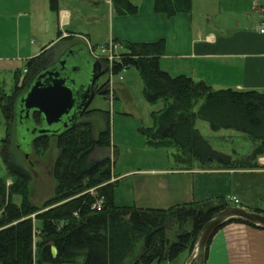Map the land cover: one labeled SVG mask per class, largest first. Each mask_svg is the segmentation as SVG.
<instances>
[{"label": "trees", "instance_id": "obj_1", "mask_svg": "<svg viewBox=\"0 0 264 264\" xmlns=\"http://www.w3.org/2000/svg\"><path fill=\"white\" fill-rule=\"evenodd\" d=\"M112 5L119 15L135 14L139 9L132 0H112ZM192 5L193 0H154L155 12L168 17L189 13ZM50 6L58 10L59 0H50ZM118 43L124 51L114 62L113 72L135 66L143 78L147 102L163 103L162 108L152 112L154 124L140 128L150 147L174 148L172 161L185 169L260 167L258 158L264 155L263 91L214 89L188 75L172 76L159 63L165 53L164 39ZM50 50L28 60L24 79L15 74L11 94L0 85V103L8 118L2 154L12 179L10 184L6 179L0 182V264H177L181 254L186 253L188 258L205 224L232 201L220 197L168 208L117 205L111 156L106 153L101 159L91 158L95 150L108 151L113 145L108 111L88 107L81 118L54 135L59 149L52 169L55 190L41 205L33 202L30 173L8 153L9 123L15 117L19 94L34 73L50 62ZM96 111L107 118L98 134L93 121L82 120ZM35 117L42 122L41 114ZM198 119L208 122L213 131L232 129L248 135L253 141L252 150L235 156L214 149L197 127ZM49 135L35 139L37 154L49 150ZM14 196L20 201L16 202ZM100 200L101 206H94ZM254 210L264 213V206ZM229 222L263 228L234 218L217 230ZM52 246L58 248L56 257Z\"/></svg>", "mask_w": 264, "mask_h": 264}, {"label": "crops", "instance_id": "obj_2", "mask_svg": "<svg viewBox=\"0 0 264 264\" xmlns=\"http://www.w3.org/2000/svg\"><path fill=\"white\" fill-rule=\"evenodd\" d=\"M132 1L139 6L138 12L119 15L112 0H92L88 13L80 7L73 11L64 6L62 0H59L58 10L51 8L50 0H27L26 9L15 12V27L20 30L21 17L18 16L25 14L26 28L41 41L40 53L53 48L58 56L75 50L77 44L87 48L85 38L93 45L110 40L154 42L164 39L165 53L159 63L172 76L188 75L205 81L214 89L264 92V35L259 32L263 0H193L189 13L171 17L155 12L154 0ZM3 2L0 0V12ZM113 88V99H124L120 117L128 119L129 115L137 114L132 89L122 83L114 84ZM104 90V94L111 95L108 87ZM115 105L116 102L112 106ZM112 106L108 111L110 117L115 115ZM133 128H137L136 124ZM138 130L137 133L131 131L136 136V145L150 149L140 135V127ZM128 140L121 141L125 149L131 147ZM114 142L105 151L110 156L112 148L114 153L117 151ZM116 164L117 157L113 161L117 205L168 208L191 201L237 197L239 203L230 200L232 205L250 209L264 206L260 202L264 196V167L185 169L175 165L171 158L163 165L127 163L117 167ZM206 250V264H264V229L229 222L213 234Z\"/></svg>", "mask_w": 264, "mask_h": 264}, {"label": "rangeland", "instance_id": "obj_3", "mask_svg": "<svg viewBox=\"0 0 264 264\" xmlns=\"http://www.w3.org/2000/svg\"><path fill=\"white\" fill-rule=\"evenodd\" d=\"M48 1V0H47ZM63 5L67 6L69 9L81 8L85 13L91 8L92 0H62ZM27 0H4L2 4V11L0 12V85H2L8 94L13 91L14 76L18 72L21 79L27 75L28 60L34 56H37L41 48V41L34 37L26 28V17L23 14L17 15L21 17V28L17 30L15 27L17 9H26ZM104 8V6L102 7ZM85 38V37H84ZM86 40V39H85ZM105 44V41H100L99 45ZM124 51L123 47L117 48V52L121 53ZM54 52V49L50 50L51 58L58 57L59 54ZM52 54V55H51ZM92 73L89 71L88 77L91 78ZM110 78L109 74L102 75L99 80H108ZM112 83H122L127 84L133 91L136 106L138 107L137 114L133 110L134 114L129 115L130 117L123 118L121 111L123 105V98L114 100V96L102 94L96 92L94 98L89 104V109H98L103 111H110V107L116 102L113 108V113L115 115L110 117V126L112 133V144L116 141L117 151L114 153V148H112V160L117 157V167L128 165H140L148 163H157L158 165H163L167 163L171 154L175 152L174 148H152L143 149L136 145V136L132 132H138L139 127H150L154 124V118L152 116L153 111H157L162 108L163 103L159 102L156 104H151L147 102L144 97V81L135 66H130L124 69L120 73H115L112 77ZM105 89V88H104ZM104 89H101L104 90ZM26 88L19 94L18 99L24 96ZM111 98V100L109 99ZM200 101L195 106V111H197L201 105ZM140 112V113H139ZM7 114L5 113L3 105L0 103V182L3 179L7 180L10 184L12 179H10V170L8 164L5 161L2 148L6 146V139L8 137L7 132ZM82 120H92L94 123L95 134L103 130L106 126L107 118L101 111H96L90 116H85ZM198 127L200 128L202 134L209 140L210 144L214 149L222 151L224 153L232 154L235 156H240L243 154L250 153L253 146L252 139L241 132L232 129H221V133L218 131H212L208 122L198 119ZM10 136L8 141V153L13 155L16 163L22 165L31 175V198L35 204L41 205L43 201L53 195L55 190V180L52 175V169L59 154V149L56 146V136L50 134V148L44 154L39 155L34 148V139L37 136L33 130L34 127H29L28 124L22 123L19 119L13 118L10 120ZM125 125L127 128L122 126ZM136 124V129L133 125ZM132 128V130H131ZM125 129V131H124ZM132 131V132H131ZM231 132H235L234 135ZM144 140L146 138L144 135ZM115 137V140H114ZM123 138L129 139L130 148L125 149V145L121 142ZM136 145V146H135ZM106 152L102 149H97L92 154V160H98L104 157ZM11 157V156H10ZM264 189V186H263ZM237 198V197H236ZM238 199V198H237ZM16 202L20 201L19 196H14ZM239 200V199H238ZM261 203L264 200L260 201ZM239 203V202H238ZM235 203V204H238ZM262 204V205H263ZM1 211V210H0ZM187 254L183 253L179 257L180 262L187 261ZM130 261V260H129Z\"/></svg>", "mask_w": 264, "mask_h": 264}, {"label": "water", "instance_id": "obj_4", "mask_svg": "<svg viewBox=\"0 0 264 264\" xmlns=\"http://www.w3.org/2000/svg\"><path fill=\"white\" fill-rule=\"evenodd\" d=\"M72 52L74 50L69 53ZM83 52L92 62V76L88 88L83 90L84 94L80 93L83 77L70 74L65 67L58 68V61H53L48 67L36 71L26 86L24 96L18 100V106L21 108L19 113L26 111L29 114L32 110L41 114L42 126L34 127V133L38 132L40 136L58 134L63 128L81 118L89 107L96 93L94 82L106 70L102 67V61L92 55L88 45L87 48L83 46ZM99 92L104 94L103 90ZM234 218H241L264 228V213L241 205H230L218 211L202 228L186 264L194 261L196 264H206V249L211 237L222 224ZM51 250L56 257L58 248L52 246Z\"/></svg>", "mask_w": 264, "mask_h": 264}, {"label": "flooded vegetation", "instance_id": "obj_5", "mask_svg": "<svg viewBox=\"0 0 264 264\" xmlns=\"http://www.w3.org/2000/svg\"><path fill=\"white\" fill-rule=\"evenodd\" d=\"M49 54L50 52L48 53V56L51 58L52 56H50ZM63 60H64V63H62ZM53 61H58L56 65L58 68L65 67V69H67V71L70 74L76 75L78 77L80 76L83 77L82 78L83 88L81 87L80 93L81 92L83 93L84 88L85 89L88 88L90 84L89 81L91 79L88 77V73L89 71L92 70V65H91L92 62L89 60L88 56H86V54L83 52V46L81 44H77L76 49L72 53L65 51L60 56L56 58H51L50 62L43 65L39 70L45 67H48ZM101 61H102V67L104 68V70H106V72L105 73L103 72L102 75L108 74L107 73V69L109 68L108 62L106 60H101ZM99 78L96 80V82H94V86H93L95 87L96 92L97 91L99 92L101 89L106 88L108 85V80H103L102 82H100ZM20 111H21V108L18 106V102H17L16 112H15V117H14L15 119H19L22 123L28 124L30 128L36 127V126L38 127L42 126V122H38L35 117L37 114V111L31 110L29 114H27L26 111H22V113H19ZM35 134L37 135L35 136V139L40 136L38 135V132H36Z\"/></svg>", "mask_w": 264, "mask_h": 264}, {"label": "built area", "instance_id": "obj_6", "mask_svg": "<svg viewBox=\"0 0 264 264\" xmlns=\"http://www.w3.org/2000/svg\"><path fill=\"white\" fill-rule=\"evenodd\" d=\"M260 13H261V21L259 25V32L264 35V0L260 6ZM86 42L93 56L97 57L100 60H106L108 62L109 68L107 69V73L110 75V78L108 79L107 87L111 95L113 96L114 88L112 83V77L115 74L113 72V67H114V62L116 60L121 59V54L117 52V48L120 47V44L114 40H110L109 42L103 45H93L88 41V39H86ZM258 162L260 164V167H264V155L258 158ZM230 200L234 201L235 203L239 202V200L236 197H230ZM101 203L102 201L100 200L97 203H95L94 206L100 207Z\"/></svg>", "mask_w": 264, "mask_h": 264}]
</instances>
